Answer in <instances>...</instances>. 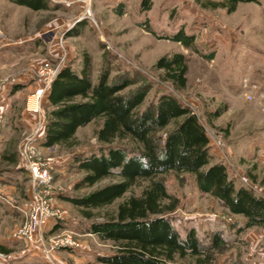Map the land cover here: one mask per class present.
<instances>
[{
  "label": "rangeland",
  "instance_id": "obj_1",
  "mask_svg": "<svg viewBox=\"0 0 264 264\" xmlns=\"http://www.w3.org/2000/svg\"><path fill=\"white\" fill-rule=\"evenodd\" d=\"M48 1V10L36 11L0 0V95H30L38 81L35 71L42 62L49 61L59 70L65 66L77 70L83 53L91 57V81L95 84L106 60L109 82L122 75L137 81L122 93L140 85L146 87L139 111L163 93L186 106L189 101L195 103L208 138L218 132L224 143L219 148L209 138L213 161L225 164L236 186H244L239 180L244 174L260 187L259 195H264V112L255 108L242 89L247 78L264 90V0L239 2L231 13L207 6L224 0H151L146 11L140 9L141 0ZM87 2L90 19L84 16ZM179 29L195 37L194 48L168 38ZM77 30L79 35L67 36ZM171 53H182L186 58L183 89L165 80L163 71L153 67L160 56ZM15 84L22 86L14 93ZM221 105H226V110L209 123L208 114ZM41 111L45 115L47 108ZM101 122L96 118L79 128L71 146L47 150L39 144L42 157L54 158L49 190L54 198L51 203L61 210V216L46 228L45 238L48 241L52 236L71 233L75 240H81L79 248L54 249L63 264H104L97 257L114 252L116 245L86 232V226L107 219L118 203L130 194L138 195L147 183L139 180L123 198L92 210L91 218H84L79 208L65 200L66 196H84L119 180L109 176L93 186L75 188L85 174L78 168L76 157L104 147L95 138ZM228 123L231 127L226 132ZM157 177L177 199L175 209L167 214L170 222L181 237L193 229L203 250L199 259L186 256L177 258L175 264H264L262 227L245 228L241 215L230 214L215 198L200 192L189 173L170 171ZM215 235L221 239L218 245H214ZM10 245V256L1 264H47L38 246L16 234ZM20 252L26 256H19Z\"/></svg>",
  "mask_w": 264,
  "mask_h": 264
},
{
  "label": "trees",
  "instance_id": "obj_2",
  "mask_svg": "<svg viewBox=\"0 0 264 264\" xmlns=\"http://www.w3.org/2000/svg\"><path fill=\"white\" fill-rule=\"evenodd\" d=\"M8 1L36 11L50 8L48 0ZM250 1L254 0H224L210 2L207 6L225 8L231 13L237 3ZM150 7L151 0H141L142 11ZM74 35H79V31L67 34ZM168 38L184 47L194 48L195 37L182 29ZM153 67L162 70L165 80L178 89L185 88L187 65L184 54H164ZM91 69V57L83 53L77 70L65 66L58 71L42 103L47 111L39 143L43 147L71 146L79 127L96 118L102 119L95 138L104 147L76 157L78 168L85 174L75 188L93 186L109 176H117L119 180L84 196L64 197L79 208L84 218H91L92 210L123 198L139 180L147 181L138 195L130 194L118 203L107 219L91 221L86 226V232L116 245L114 252L98 256L99 262L175 264L177 258L192 256L199 259L202 256L195 231L190 229L181 237L167 216L175 209L177 199L168 193L164 181L157 176L170 171L193 175L197 189L215 198L230 214L241 215L245 228L260 226L264 229V197L247 187L236 186L225 164L213 161L205 128L188 106L175 96L163 93L139 111L147 94L145 86L122 93L137 81L122 75L109 82L110 68L106 60L93 84ZM225 110L226 105L215 108L208 114V122L212 123ZM230 127L231 123H228L224 130L227 132ZM2 160L13 163L17 153L9 151ZM213 241L218 245L221 239L215 235Z\"/></svg>",
  "mask_w": 264,
  "mask_h": 264
},
{
  "label": "built area",
  "instance_id": "obj_3",
  "mask_svg": "<svg viewBox=\"0 0 264 264\" xmlns=\"http://www.w3.org/2000/svg\"><path fill=\"white\" fill-rule=\"evenodd\" d=\"M88 2L87 7L84 10V16L90 19L92 14L88 7ZM94 23L95 26H97L95 21ZM58 71L59 66L53 65V63L49 61L42 62L36 69L35 75L38 80H36L37 85L33 92L28 95L25 104L26 111L35 115L34 123L32 124L30 131L26 133L18 151L20 160L24 163L25 168L28 171L32 185V192L29 197L25 219L23 223L17 227L15 234L26 243L38 246L46 254L59 247H80L79 241L77 239L75 240L71 233L52 236L48 241L45 238L46 228L51 226L53 220L61 216V210H59V207H56L51 203L52 201L48 194V189L52 181L50 168L53 164V158L50 156L47 158L42 157L39 146L40 137L45 126V116L41 111L42 103L49 90V86L52 80L56 77ZM253 87H255V89H253ZM242 89L245 90V96L250 102L255 99L254 91L257 92V95H261L258 85L247 78L243 81ZM187 106L197 115V105L195 103L189 101ZM262 110L264 111V108H262ZM210 136L211 137L209 138L212 144H215L219 148L224 147L222 137L218 132H212L210 133ZM232 163L231 159L230 165H232ZM239 180L245 187L254 192L258 194L261 192L260 187L252 183L250 178L246 175L240 174ZM0 258L5 259L6 255L0 253Z\"/></svg>",
  "mask_w": 264,
  "mask_h": 264
},
{
  "label": "crops",
  "instance_id": "obj_4",
  "mask_svg": "<svg viewBox=\"0 0 264 264\" xmlns=\"http://www.w3.org/2000/svg\"><path fill=\"white\" fill-rule=\"evenodd\" d=\"M21 86V84H15L13 92L21 90ZM258 87L260 88L259 85ZM260 92L261 95H255V99L251 102L262 113L264 112L262 110L264 108V90H260ZM22 96L24 95H0V253L6 255L5 259L10 256V241L14 238L17 227L24 220V214L28 209L29 197L32 192L28 171L20 160L18 151L25 134L30 131L34 123L35 115L25 109V98L28 95H25L23 99L21 98ZM56 147V145L51 147L42 146L41 149L55 150ZM9 151L17 153V160L13 163L2 160V156L8 154ZM3 173L8 174V176L3 175ZM48 194L53 201L52 190L48 189ZM78 241L81 247V240ZM56 250L50 251L48 254L42 251L43 262L47 264H63L54 255ZM19 254V256H26L21 252ZM5 259L0 258V264Z\"/></svg>",
  "mask_w": 264,
  "mask_h": 264
}]
</instances>
